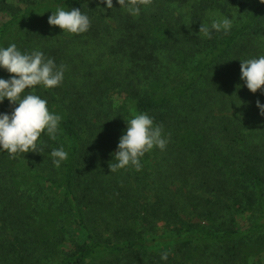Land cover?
<instances>
[{"label":"trees","instance_id":"trees-1","mask_svg":"<svg viewBox=\"0 0 264 264\" xmlns=\"http://www.w3.org/2000/svg\"><path fill=\"white\" fill-rule=\"evenodd\" d=\"M113 5L0 0V45L66 65L58 86H35L62 116L56 139L41 133L40 153L0 151V264H264V93L240 79V59L264 54V3L152 0L138 17ZM57 6L81 8L89 29L49 25ZM210 10L234 23L205 39ZM15 106L5 99L0 112ZM139 112L168 143L139 171L111 172Z\"/></svg>","mask_w":264,"mask_h":264},{"label":"clouds","instance_id":"clouds-1","mask_svg":"<svg viewBox=\"0 0 264 264\" xmlns=\"http://www.w3.org/2000/svg\"><path fill=\"white\" fill-rule=\"evenodd\" d=\"M101 3L104 5L100 7L101 12L114 7L113 0H101ZM116 3L127 14L138 17L142 7L149 6L152 0H116ZM48 23L59 26L63 32L80 34L89 29L91 22L81 8L57 6L48 16ZM233 23L234 17L210 10L207 21L200 23L196 35L211 39L213 32L227 34ZM0 68L14 74L8 78L0 77V103L7 99L10 104L16 105L11 112H0V151L6 150L10 156L28 151L40 153L38 138L45 133L55 140L62 116L49 110L48 101L36 94L35 86L46 89L58 86L63 81L66 65H57L39 48L21 51L16 43H9L7 46L0 45ZM240 79L251 92L259 89L264 93V54L240 59ZM240 86L238 84L237 88ZM256 106L264 115V103L257 100ZM162 132V125L154 123V118L146 112L126 119V127L112 153L115 162L109 164L111 172L129 166L139 171L142 168L140 157L154 147L165 149L168 139ZM49 155L55 167H60L68 158L63 145L52 148ZM160 259L166 261L168 253L162 252Z\"/></svg>","mask_w":264,"mask_h":264}]
</instances>
